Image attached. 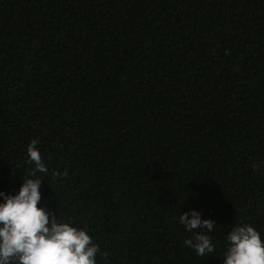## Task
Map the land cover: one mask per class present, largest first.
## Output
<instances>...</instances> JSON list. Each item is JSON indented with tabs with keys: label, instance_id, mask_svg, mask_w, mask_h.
Wrapping results in <instances>:
<instances>
[{
	"label": "trees",
	"instance_id": "1",
	"mask_svg": "<svg viewBox=\"0 0 264 264\" xmlns=\"http://www.w3.org/2000/svg\"><path fill=\"white\" fill-rule=\"evenodd\" d=\"M33 140L37 206L96 264H222L240 222L264 239V0H0V190ZM189 209L212 253L184 245Z\"/></svg>",
	"mask_w": 264,
	"mask_h": 264
},
{
	"label": "clouds",
	"instance_id": "2",
	"mask_svg": "<svg viewBox=\"0 0 264 264\" xmlns=\"http://www.w3.org/2000/svg\"><path fill=\"white\" fill-rule=\"evenodd\" d=\"M36 144L33 140L26 147L27 162L32 167L18 191L0 190V264H96L99 246L85 228L61 221L51 210L37 206L43 181L38 173L47 174L49 169ZM179 221L188 232L200 229L184 239L185 246L198 256L214 251L209 235L216 224L213 220L202 219L199 210L189 209L181 213ZM225 241L222 264H264V239L252 225L235 224Z\"/></svg>",
	"mask_w": 264,
	"mask_h": 264
}]
</instances>
